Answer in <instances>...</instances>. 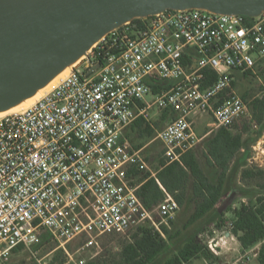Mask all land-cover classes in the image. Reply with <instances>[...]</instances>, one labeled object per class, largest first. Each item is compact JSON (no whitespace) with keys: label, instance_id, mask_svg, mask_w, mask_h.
<instances>
[{"label":"built area","instance_id":"obj_1","mask_svg":"<svg viewBox=\"0 0 264 264\" xmlns=\"http://www.w3.org/2000/svg\"><path fill=\"white\" fill-rule=\"evenodd\" d=\"M139 19L142 29L130 21L112 29L28 107L0 116V264L45 232L62 248L84 237L85 250L100 236L174 216L179 204L167 192L147 209L129 172L147 169L143 149L123 136L138 118L154 128L165 164L199 142L198 117H212L206 135L249 118L232 81L264 61V11L165 9ZM99 44L104 53L94 51ZM210 73L216 78L205 85ZM153 111L165 113L163 126L154 127ZM261 141L253 150L264 151ZM207 244L219 255L216 242Z\"/></svg>","mask_w":264,"mask_h":264},{"label":"trees","instance_id":"obj_2","mask_svg":"<svg viewBox=\"0 0 264 264\" xmlns=\"http://www.w3.org/2000/svg\"><path fill=\"white\" fill-rule=\"evenodd\" d=\"M130 24L136 30L143 28L139 18H133ZM99 50L101 53L105 52V48L102 49L100 44L94 48L96 52ZM98 59L100 60V57ZM259 63H264V61ZM249 74L251 72L247 71L242 75ZM215 78V74L210 73L205 85L211 83ZM234 82L235 80L232 81V86H234ZM152 88L153 92L157 91L156 85H153ZM245 97L243 94L242 98L245 99ZM249 110L251 113L249 118L259 124L262 123L264 96L253 99ZM162 116L165 118V113ZM130 128L137 130L142 135L151 136L154 134V128L142 118L135 120ZM237 128L231 130L221 128L213 133L205 143L206 165L215 166L218 169L215 180H211L209 175L203 171L192 149L181 156L180 162L165 164L163 158L160 157L154 175L149 171H143V175L137 178V181L142 182L138 189V195L147 209H152L157 205L167 192L175 198L179 206H192V211L182 227L175 232L162 224L158 226L159 229L148 223L138 227L133 232L130 241L122 247L121 262L118 264H193L196 259L206 262H221L219 255H215L200 237L201 227L213 215L216 205L230 189L232 176L236 175L240 168H242L240 171L242 178L261 173L256 168L244 167L247 165V159L251 156V143L256 138H245L242 128ZM129 172L133 176L142 173L136 169H130ZM217 219L219 221L215 226L221 227L223 218L217 216ZM169 222L173 224L172 221ZM227 231L236 237L243 251L260 244L256 250V259L259 264H264V195L257 196L247 203L241 202L239 207L233 210L230 228ZM173 247H175L174 250H172ZM22 248L20 245L14 251ZM85 264L97 263L90 260Z\"/></svg>","mask_w":264,"mask_h":264},{"label":"water","instance_id":"obj_3","mask_svg":"<svg viewBox=\"0 0 264 264\" xmlns=\"http://www.w3.org/2000/svg\"><path fill=\"white\" fill-rule=\"evenodd\" d=\"M188 8L254 16L264 0H0V111L33 95L112 29Z\"/></svg>","mask_w":264,"mask_h":264},{"label":"rangeland","instance_id":"obj_4","mask_svg":"<svg viewBox=\"0 0 264 264\" xmlns=\"http://www.w3.org/2000/svg\"><path fill=\"white\" fill-rule=\"evenodd\" d=\"M73 65H70L61 77L66 75ZM234 80L233 89L241 97L245 94V99H242L247 103L249 116H251L249 110L251 101L264 96V63H258L255 67L254 73L249 75L236 74ZM151 119L156 123L153 124L155 128L164 125L163 120L165 118L159 113H155L154 111L151 112ZM198 121L203 122L204 125L200 127L199 124H197ZM211 121L212 117L210 115L198 117L194 124L195 132H199L200 136L207 132L209 127L206 126V123H210ZM252 122H254V124H252ZM130 126L125 130V135L129 137L128 139L135 148L143 147L142 155L147 163V169L145 171L154 173L158 167L159 158L161 157L163 148L162 144L155 138V131L151 136H148L147 134L142 135L139 134L137 130L131 129ZM241 128L245 138H256V140L262 138L264 140V118L260 124L255 122V120L253 121L250 118H247L244 121L243 127H238L237 129ZM212 134L206 135L197 143L199 149V151L197 149V152L199 154L200 164L207 171L210 179L215 180L216 170L206 166L204 152H201L205 150V143L208 140V137ZM256 140L251 143V156L247 159V165L244 167L256 168L257 171L259 170L261 173H257L251 177L242 178L240 175L242 168H240L236 175L232 176L230 189L227 190L218 203V207L222 211L220 217L223 218L221 227L215 226L219 221L215 214L211 215V218H208V220L204 222L203 227H201L202 232L200 237L206 243L212 240L218 244L219 257L221 258L219 264H259L255 252L260 244H257L249 250L243 251L236 237L230 233L226 235V231L230 228L233 210L239 207L240 203L243 201L247 203L250 200H254L257 196L264 195V151L262 152L258 148H256L257 150H253L252 145L255 144ZM260 148H264L263 141H261ZM191 211L192 206H180L174 216L168 219L166 223H162V225L168 226L172 232H175L182 227ZM152 215L154 222L156 223L158 219L155 210H153ZM169 221H172L173 224ZM148 224L159 229V227L157 228L151 222H148ZM133 232L134 231H128L127 233L119 235L100 236L97 239V245L85 250H81L84 237L74 239L62 248L58 246V243L52 241L45 232L42 234L40 244L28 249L22 248L14 251L11 256V262L12 264H76L78 260L84 258L86 261L94 260L97 264H118L121 262V249L128 241H130ZM174 249L175 247L172 248V250ZM205 262L206 261L202 259H196L193 264H205Z\"/></svg>","mask_w":264,"mask_h":264},{"label":"bare ground","instance_id":"obj_5","mask_svg":"<svg viewBox=\"0 0 264 264\" xmlns=\"http://www.w3.org/2000/svg\"><path fill=\"white\" fill-rule=\"evenodd\" d=\"M81 57L78 58L76 61L72 62L71 64H69L68 66H66L59 73H57L44 86H42L41 88L37 89L33 95H31V96H29L27 98L22 99L17 104H15V105H13V106L5 109V110L0 111V116L1 115H4V114H7V113L19 111L21 109H24V108L28 107L33 101H35L38 97H40V95H42L45 91L49 90L56 83L57 79L58 80L60 79L61 75H63V73H65V71L69 68V66L75 64L77 61H79L81 59Z\"/></svg>","mask_w":264,"mask_h":264},{"label":"crops","instance_id":"obj_6","mask_svg":"<svg viewBox=\"0 0 264 264\" xmlns=\"http://www.w3.org/2000/svg\"><path fill=\"white\" fill-rule=\"evenodd\" d=\"M199 121H200V119H199ZM198 121V123L197 124H199V126L201 127V126H203L204 125V123L203 122H199ZM206 126H208V123H206ZM127 129V128H126ZM125 129V130H126ZM125 130H124V132H125ZM123 132V136L126 138V139H128L129 137L128 136H126L125 135V133ZM196 133L198 134V136L200 137V140L201 139H203L205 136H206V132L205 133H203L201 136H200V134H199V132H197L196 131ZM213 135V134H212ZM211 136V135H210ZM209 138V137H208ZM259 139V138H258ZM257 139V140H258ZM129 140V139H128ZM199 140V141H200ZM206 140H207V138H206ZM256 140V141H257ZM130 141V140H129ZM131 142V141H130ZM142 149H143V147H141ZM197 149H198V145L196 144L195 145V147L192 149V151L194 152V154L197 156V158H198V160H199V154H198V152H197ZM198 151H199V149H198ZM201 152H204V156L206 155V152H207V150H206V147H205V150L204 151H201ZM206 158V157H205ZM201 165V164H200ZM158 166V165H157ZM207 166V165H206ZM208 167H210V168H213V169H215L216 170V174H217V172H218V169H217V167H215V166H208ZM201 168L203 169V171L207 174V171L203 168V166L201 165ZM143 173L144 172H142L141 174H139L138 176H136V179L139 177V176H141V175H143ZM152 175L155 173H153V172H150ZM229 173V172H228ZM228 173H227V175H228ZM212 180V179H211ZM220 202V201H219ZM244 202V201H243ZM246 203V202H245ZM219 205L217 204L216 205V210L213 212V214L215 213V215L216 216H220L221 215V213H222V211H221V209H219V207H218ZM179 208H180V206H179ZM219 214V215H218ZM256 253V252H255Z\"/></svg>","mask_w":264,"mask_h":264}]
</instances>
